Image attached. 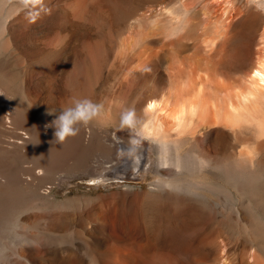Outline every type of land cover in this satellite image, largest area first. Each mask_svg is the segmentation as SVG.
Wrapping results in <instances>:
<instances>
[{"label":"rangeland","instance_id":"1","mask_svg":"<svg viewBox=\"0 0 264 264\" xmlns=\"http://www.w3.org/2000/svg\"><path fill=\"white\" fill-rule=\"evenodd\" d=\"M43 3L50 12L26 8L22 0H0V86L18 109L34 117H52L49 111L59 112L74 98L103 103L102 117L81 129L86 135L92 130L106 143L113 139L119 146L120 133L137 135L136 127L121 128V115L127 110L136 112L142 99L154 94L158 97L170 89V63L158 59L147 70H140L137 78L130 74L128 78L126 65L102 61L107 46H118L127 39L138 41L154 23L170 28L186 19L189 26L196 25L190 31L197 34L191 38H187L189 31L185 37V31L179 34L183 38L177 48L193 55L203 24L210 19L204 10L212 21L220 20L222 10L227 11L221 25L217 21L220 27L229 22V13L238 19L245 11L261 12L259 20H264V8L258 7L264 0ZM36 11L40 15L30 23L29 12ZM239 27L229 28V33L217 38V60H221L218 72H222H217L214 85H210L212 80H208L210 84L206 81L208 91L209 87L218 90L223 84L242 88L247 68L264 54V34L247 33ZM177 38L170 36L166 42ZM151 45L159 50V43ZM231 132L217 125V131L205 136L185 134L191 140L184 144L183 153L199 155L211 164L194 175H184L192 181V192L160 190L154 166L148 170L152 162L147 157L136 176L128 178L115 165L119 155L107 158L102 152L92 154L87 167L68 166L58 171L56 178L44 186V192L49 191L45 207L28 209L21 219L25 230L12 223L3 233L8 248L0 250V264H35L28 256H18L23 240L28 241L29 248L49 247L50 252L37 264H123L118 253L126 252L137 257L135 264H252L251 254L258 264H264V148L257 152L252 165L257 168L259 162L263 163L258 180L245 184L244 175L238 174L244 169L237 164L240 152L246 151L251 142ZM87 140L91 141L85 137L84 146L90 147L85 145ZM143 146L146 153L151 148L148 142ZM230 161L238 178L229 174ZM163 174L168 177L173 172L166 167ZM192 243L200 248L201 255L189 253Z\"/></svg>","mask_w":264,"mask_h":264},{"label":"bare ground","instance_id":"2","mask_svg":"<svg viewBox=\"0 0 264 264\" xmlns=\"http://www.w3.org/2000/svg\"><path fill=\"white\" fill-rule=\"evenodd\" d=\"M187 11L184 10L185 13ZM222 11L220 20L227 12ZM240 12L244 14L243 11ZM203 14L210 19L203 24V31L198 36L199 47L193 55H185L184 51L177 48L183 38V35L179 34L185 31V37L189 31L187 38L193 37V33L197 34L196 31H190L196 25L189 26L187 24L189 20L186 19L170 28L158 22L154 23L147 31L141 33L138 41L127 39L118 46L111 44L106 47L102 61L106 64V61L114 60L119 65H126V70H129L127 77L128 74L132 77L138 76L140 70H147L158 59L170 63L168 71L170 89L166 90V93L162 91L163 94L158 97L154 94L140 101L141 106L135 112L136 115L141 112L140 116H136L137 135L128 131L120 133L121 146L113 139L109 140L110 143L108 139L107 143L105 139L100 140L92 130L86 135L82 129L77 137L64 144L53 142L55 129L48 125L59 112L54 111L52 117L28 115L11 102L6 90L0 86V250L6 251L8 248L2 237L9 224L16 223L25 230L24 221H21L25 212L28 209L45 207V197L49 191L44 192V186L56 178L58 171L67 169L68 166L87 167L89 157L96 152H102L107 158L118 154L119 158L114 163L118 166V172L126 174L127 178L138 172V168L144 162L143 158L147 157V160L152 162L148 170L151 171L154 166L158 178L156 185L160 190L170 188L192 192L194 190L192 181H188L184 175H194L198 170H203L209 165V160L192 153H183V146L186 141L191 140L189 134L193 135L192 137L194 133L205 136L215 129L217 131V125H222L232 131L236 138L240 140L244 138L251 142L246 151L240 152L241 159L237 166L244 169L238 173L244 175V183L248 185L254 183L259 177L262 163L259 162L257 168H252L254 157L256 158L257 152L264 148V54L257 56V60L247 68L242 88L232 87L233 84H230L231 87L223 84L224 86L218 90L209 87L208 91L205 83L212 80L213 84H210L212 81L210 83L208 81L212 86L217 80L221 61L217 60V38L221 39L229 28L238 26L247 33L264 34V20H259L262 13L246 14L245 11L244 15L238 13L241 15L238 19L236 14L230 16L229 13L226 18L229 22L222 27H220L222 20L212 21L209 12L205 10ZM217 21H220L219 26ZM174 35L178 38L173 39L170 44L167 43V38ZM152 43H159V50L155 49ZM186 133H189L188 136ZM85 137L91 140H87L85 144L90 147L84 146ZM147 142L151 144V148L146 153L143 143ZM41 154L43 157H40ZM230 163H232L228 167L230 176L238 178L233 161ZM166 167L172 170V176H164L163 171ZM27 243V240H23L18 256L21 259L28 256L35 264L42 263L38 259L50 252L49 247L29 248ZM188 250L189 253L202 254L200 248L193 243ZM214 250L217 251V247ZM118 255L122 256L123 264H135L137 257L135 258L134 254L133 256L126 252ZM249 259L252 264H258L254 254H251Z\"/></svg>","mask_w":264,"mask_h":264},{"label":"clouds","instance_id":"3","mask_svg":"<svg viewBox=\"0 0 264 264\" xmlns=\"http://www.w3.org/2000/svg\"><path fill=\"white\" fill-rule=\"evenodd\" d=\"M23 5L27 8H39L40 11L50 12L43 3V0H22ZM264 8V4L258 5ZM40 11L29 12V22L35 23L40 15ZM104 113L103 103L95 102L88 98H74L70 106L59 111L56 118L48 127H54V141L59 144L68 142L71 138H75L80 134L82 127H87L95 120L102 117ZM49 115L55 113L49 111ZM121 128L133 129L136 126V114L134 110H127L121 115ZM40 157H43L41 154Z\"/></svg>","mask_w":264,"mask_h":264}]
</instances>
